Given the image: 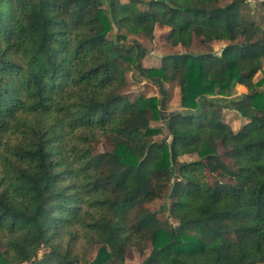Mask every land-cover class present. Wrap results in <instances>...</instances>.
Returning <instances> with one entry per match:
<instances>
[{"label": "trees", "instance_id": "16d2710c", "mask_svg": "<svg viewBox=\"0 0 264 264\" xmlns=\"http://www.w3.org/2000/svg\"><path fill=\"white\" fill-rule=\"evenodd\" d=\"M250 6L0 0V264H129L133 246H150L142 264L264 263V0L261 17ZM158 24L179 51L146 67L127 35ZM131 70L179 86L170 141L160 99L130 98Z\"/></svg>", "mask_w": 264, "mask_h": 264}, {"label": "rangeland", "instance_id": "374dc122", "mask_svg": "<svg viewBox=\"0 0 264 264\" xmlns=\"http://www.w3.org/2000/svg\"><path fill=\"white\" fill-rule=\"evenodd\" d=\"M251 3V8L254 9V14L256 18L261 17V11L257 10L255 8V4H258L262 0H249ZM121 2H128V0H121ZM125 30L118 31V29H114L110 32L109 38L117 37L119 34H123ZM166 32V28L163 26H160L158 24L155 29V38L154 40H149L144 37H138L136 35H127L128 40L127 43H131L134 38L135 40L140 43L137 46V53L139 62L142 63L146 67L151 66H159L161 64V56H164L166 54H171L176 51H179V48H175L170 46L164 38ZM146 48V50L143 49ZM213 47L217 52H220L221 45L214 44ZM127 77L129 80V87H128V93L131 99H134L138 97L139 95H146V96H157L160 99V108L162 113V119L158 122H153V124L160 125L163 128V134L156 136L155 138L157 140H161L162 138L167 137L168 141H170L171 136L169 135V132L167 130V118H169L170 115L179 113L183 111V108L180 104V97H181V91L177 84L166 82L161 83L159 80H149V79H143L137 70H131L127 73ZM264 79V70L261 73H258L256 76V80ZM264 89V86L262 87ZM245 89L238 87V93L234 97H239L243 95ZM211 100H215L220 105L226 106L229 103L230 97H224V96H216L211 97ZM223 118L225 121L229 122L230 124H233L235 129H238L241 124L244 122L242 118H239L238 115H235V113L228 108L223 109ZM95 148L97 151L102 150H111L112 148L110 145L104 140H99L95 143ZM222 149V148H220ZM196 155H189V156H182L180 160L182 161H190L196 159ZM226 159V158H225ZM228 161V159H226ZM170 204V199L168 198H159L155 200L154 202L148 204L150 209L156 211L158 213L159 218L166 219L168 217V210L166 209V206ZM171 222L174 225H178V221L174 218H170ZM150 246L145 250L144 253H140L139 250L135 249L134 246L131 247L128 251L127 256V262L129 264H142L143 260L150 254ZM43 251H41L40 254H42ZM94 255L89 254V260L92 259ZM264 264V263H259Z\"/></svg>", "mask_w": 264, "mask_h": 264}]
</instances>
